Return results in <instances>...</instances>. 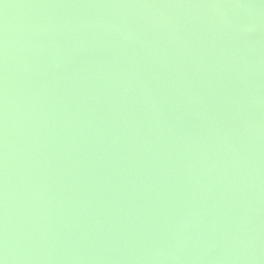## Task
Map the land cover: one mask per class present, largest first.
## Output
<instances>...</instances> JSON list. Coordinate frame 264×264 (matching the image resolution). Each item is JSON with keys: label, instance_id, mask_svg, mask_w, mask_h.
Masks as SVG:
<instances>
[{"label": "water", "instance_id": "95a60500", "mask_svg": "<svg viewBox=\"0 0 264 264\" xmlns=\"http://www.w3.org/2000/svg\"><path fill=\"white\" fill-rule=\"evenodd\" d=\"M2 264H264V0H0Z\"/></svg>", "mask_w": 264, "mask_h": 264}, {"label": "snow or ice", "instance_id": "6c2138e0", "mask_svg": "<svg viewBox=\"0 0 264 264\" xmlns=\"http://www.w3.org/2000/svg\"><path fill=\"white\" fill-rule=\"evenodd\" d=\"M0 264H2V262H0Z\"/></svg>", "mask_w": 264, "mask_h": 264}]
</instances>
